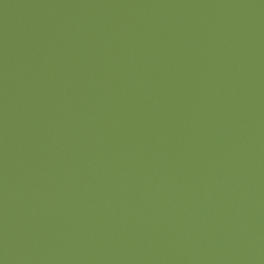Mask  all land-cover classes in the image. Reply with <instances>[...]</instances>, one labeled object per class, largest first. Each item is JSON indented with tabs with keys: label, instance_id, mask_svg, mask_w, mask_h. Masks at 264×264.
<instances>
[{
	"label": "water",
	"instance_id": "1",
	"mask_svg": "<svg viewBox=\"0 0 264 264\" xmlns=\"http://www.w3.org/2000/svg\"><path fill=\"white\" fill-rule=\"evenodd\" d=\"M0 264H264V0H0Z\"/></svg>",
	"mask_w": 264,
	"mask_h": 264
}]
</instances>
